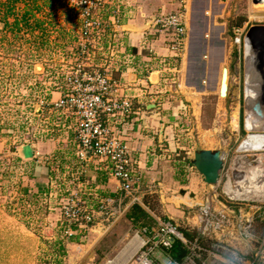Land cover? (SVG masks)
Returning <instances> with one entry per match:
<instances>
[{
    "label": "rangeland",
    "instance_id": "obj_1",
    "mask_svg": "<svg viewBox=\"0 0 264 264\" xmlns=\"http://www.w3.org/2000/svg\"><path fill=\"white\" fill-rule=\"evenodd\" d=\"M121 1L127 14L122 12L119 19L126 24V18L134 19L136 9L130 0ZM204 1L188 0L187 3V49L183 59L187 58L190 66L193 64L191 70L195 69L194 59L198 60L199 53L194 50L188 52L191 49L190 41L188 43L189 25L191 17L203 10ZM221 1V6L212 2L207 18L215 20L219 25L218 30L221 28L223 31L225 48L222 49L223 55L222 51L220 53L215 48L202 58L209 65L206 66V91L198 102L199 116L196 114L198 118H194L195 111L190 107L186 116L173 121H176L173 129H201L203 134L196 133V130L187 131L183 152L165 150V156L161 158L167 163L175 162L174 159L178 162L177 167L172 163L177 183L172 182L169 187L171 190L163 196L153 187L140 196L131 197L132 192L125 193L118 184L117 195L114 193L112 197H103L89 191L90 185L83 180L85 166L82 162L77 164V169L76 165L72 166L67 162L71 158L69 151L61 152L68 159L52 157L49 143L59 139L56 132L50 129L52 124L43 122L46 119L43 109L48 106L52 94L58 92L57 86L59 88L63 84L62 73L70 65L84 60V56L78 54L76 49L78 42L82 41L80 33L83 27L79 0H0V17L5 5L10 3L15 16L9 15L8 21L11 23L15 17L20 18L27 13L29 23L15 31L3 28L0 22V264H138L139 257L143 254L142 259L146 260V264H214L216 261L213 253L217 252L215 249L223 257H233L225 245L215 246L209 221L203 223L201 238L195 239L192 234V239H186L184 245L189 253L182 261L171 256L172 247L165 249L153 238L162 222L170 220L180 231L194 233L197 230L192 227L195 214L204 213L203 220H206L205 209L210 206L211 201L207 205L204 199L211 195L213 185L202 183V176L191 160L193 152L202 147L210 146L212 150L223 148L222 138L227 139L228 144L224 151V170L220 175V185L216 188L221 194L218 201L223 202L225 199V204L226 200L230 201L228 206H243L253 210V207L260 206L264 211V147H260L258 143L264 131L255 132L246 128L247 121L252 123L247 118H253V114L247 111L249 104L246 80L251 76L247 74L248 63L243 53V40L240 43L235 41V34L239 29L245 33L254 24H264V18H258L264 10H255L254 0ZM110 2L119 4L118 0ZM109 18L113 19V16ZM150 20L144 23V30L150 27ZM34 21H38L40 26L30 28ZM124 24L126 33L128 29L124 28ZM149 30L154 29L150 27ZM211 30L215 28L212 27ZM147 37L140 39L141 49L146 44L152 45ZM122 40L125 44L126 39ZM154 53L157 54L156 48ZM100 55L94 51L87 61L98 64L101 62ZM201 56L202 54L199 58ZM144 61L143 57L139 64L142 66ZM181 63L178 65L179 69ZM222 66H226L229 71V90L225 98L217 97ZM254 67L259 69H256L257 73L261 71L258 65L254 64ZM263 68L264 65L261 69ZM188 71L186 64V72ZM181 73L183 72L180 70V76ZM192 73L190 71L189 75ZM111 75L115 76V70ZM259 75L262 77L261 72ZM186 81L189 82L187 78ZM137 88L138 91H147L145 86ZM262 101L264 103V98ZM26 145L32 146L37 158L45 156L44 163L51 169L48 182L34 180L32 161L27 158L24 150ZM38 145H48L44 154ZM246 151H256L259 154L248 155L251 152ZM244 158L252 160L248 162ZM57 159L62 168L58 169ZM230 167L233 169L232 173ZM228 175L231 181L228 180L225 184ZM180 176L184 181H180ZM190 177L199 182L197 186L189 188L186 185L185 188L188 192L197 191L198 196L194 199L188 194L183 198L178 191L180 188L177 189L178 186H185ZM199 201L202 203L198 204ZM135 202L149 214L147 225H135L126 218V212ZM263 219L264 217L255 220L259 229ZM74 225L78 230L72 229ZM136 238L139 241L129 255L124 251L125 247L136 241ZM142 241L145 245L139 251ZM59 243L64 246L62 251ZM235 254L241 257L240 253ZM249 258L252 262L256 256L251 254ZM230 262L223 258L218 264H231Z\"/></svg>",
    "mask_w": 264,
    "mask_h": 264
},
{
    "label": "crops",
    "instance_id": "obj_2",
    "mask_svg": "<svg viewBox=\"0 0 264 264\" xmlns=\"http://www.w3.org/2000/svg\"><path fill=\"white\" fill-rule=\"evenodd\" d=\"M212 2L217 3V6L222 5L221 0H205L203 10L199 12L198 15L191 17L188 37V43L190 41L191 49H189L188 52L190 53L191 50H194L198 51L196 53H199L198 60L194 59V71L191 70V66H193V64L190 66V64L187 63V58L183 59L184 57H182L179 59L177 61V65L182 62V67L180 66V70L183 72L181 73L182 84L180 82L179 87L175 88V91L173 92L169 91L157 94V98L161 100V106H155V104L152 103L151 98L154 96L156 91L153 90L146 81H144L146 84L143 85L139 82L141 78L146 76V71L148 70L156 72L157 80L161 79L164 73L161 71L162 66L157 60L148 61V55L150 53L147 50L148 44L144 47L146 49L143 48L141 50L139 41L140 39L148 36L147 38L151 41L154 49L156 48V53L158 55H164L166 57L169 56L170 51L167 47V43L171 39V32L166 31L159 33L154 30L146 32L144 30V23L159 14L175 12L179 8V3L176 0H130L132 6L136 9L134 11L136 12V15L134 19H129V17L126 18L124 28L128 30L124 35L126 43H123V45L125 50L128 53L134 54L135 57L131 62L129 61L128 64H122L119 71L115 69V75L124 86L129 88V91H124L126 94H132L134 90L133 88L137 86H145L147 88V95L134 98L135 110L130 117L124 119L117 117L112 118L110 120V124L112 125V128L114 127V129H118V132L121 133L124 142H126L129 147L130 169L137 176V184L130 194L131 197H134L135 195L140 196L147 190H151L153 187H156L162 196L163 194H166L167 191H170L171 188L169 187L172 186L171 183H177L175 182L177 181L175 179L177 175L172 167V163L177 167L176 164L178 162L174 159L175 162L171 161V163H167L166 160L161 159L165 156V150H170L171 152L173 150L175 153H182L183 148L186 146L187 131L196 130V133L198 132V134H203L201 129H184L185 131L182 129H173V125H176V121L174 123L173 121L175 118L186 116L190 107H192L195 111L194 118H196L197 115L199 116L200 109L198 102L203 98V94H205L206 91L205 85L208 84V70L206 71L208 63H206L203 59L215 48L218 49V52L220 51V53L222 51L221 55H223L222 49L225 48L224 46L226 41L224 33L221 28L218 30L219 25L215 23V20H209L207 18L208 10L211 7ZM212 27L215 28V30H211ZM191 28H193L192 31ZM194 29H196V33H194ZM201 54L202 56L199 58ZM143 57L145 58V67L139 64ZM186 64L187 69H189L188 72H186ZM151 71L148 72L150 77L153 74ZM190 71L191 73H194L189 75ZM186 78L189 82L186 81ZM219 81L220 80L218 78V85ZM192 89H195V91H192ZM60 95V92H57L56 94L53 93L50 97V102L47 104L48 106H46L45 110L43 109V115L46 118L43 122L52 124L50 129L56 132L57 138L59 139V141L53 140L49 143V146L51 145L50 150L53 152L52 157H57L60 160L64 158L68 159L61 152L69 151L71 158L68 159L67 162L70 165H76L77 169V164L82 162V165L85 166L83 171V180L86 184L90 185L89 191H91V193L103 195V197H112L114 196V193L117 195L116 191L118 181L109 174L107 161L103 158L91 155L90 152L85 151L81 154L78 141L76 140V136L72 128L75 121L74 116L55 110L52 106V103L57 100ZM217 97H220L218 93ZM174 131L177 133H174ZM63 136L65 137L60 141V138ZM203 136L205 137V134ZM222 141L224 147L219 149L223 150L224 161V151L226 150L225 146L228 144V141L224 138H222ZM38 146L41 151H43V154L48 147V145H45V147L41 145ZM200 149L212 150V147L207 146ZM24 150L27 158L32 161L34 180H36V182H44L50 179L51 177L49 172L51 169H49L47 163H44L43 158L45 156L37 158L31 145H26ZM58 159L57 167L59 169L62 168V166ZM244 159H247L248 161L252 160L250 158ZM223 170L224 162L221 172ZM220 175L217 184L212 187L211 195L209 196L210 199L209 197L204 199L206 200L207 205L208 202L211 201L209 202L211 203L210 206L205 209L206 220H203L204 213H196L194 218L195 223L192 221V227L196 228L198 231H194L195 229H193L194 233L190 231L189 233L186 230V233L189 236L194 234L195 239H197V237L201 238V234L203 233H201L200 230H202L203 223L204 221H209L211 225L210 231L214 236L212 238L216 242L215 246L218 247L220 246L219 244H223L228 247V249L232 252L231 254H233V257L231 258H229L228 255H224L225 257H228L225 258L220 255L221 253L218 252V249H215L217 252H214L213 254L215 255L214 260L217 264L220 263L223 258L227 259L229 262L231 261V264H250L251 261L249 260V257L251 254H259V256L256 255V261L258 264H264V232L260 234L259 225L257 226V224H255V220H260V218L264 217V211H262L260 206L253 207V210L252 208L247 209V207L243 206H228L227 204L230 201L226 200L227 203L225 204V199H223V202H219L218 200L221 197V194L218 193V189L216 188L220 185ZM202 178L203 177H201L202 183L206 184ZM179 179L180 181H184V178L181 176ZM197 184L199 185V182L190 177L189 180L185 182V186H178L177 189H185L187 186L191 188L195 185L197 186ZM194 192L195 198H197V191L194 190ZM225 192L228 194L226 188ZM187 194H189L188 191L186 194L180 195L184 198ZM229 194L232 195L231 193ZM256 194L259 196L262 195L260 193ZM199 202L198 204L202 203ZM201 208H204L203 205H201ZM247 221H249L251 227V234L249 237L244 231V225H246ZM235 252L240 253L241 255H239L241 257H237ZM254 260L255 259L253 258L252 261Z\"/></svg>",
    "mask_w": 264,
    "mask_h": 264
},
{
    "label": "built area",
    "instance_id": "obj_3",
    "mask_svg": "<svg viewBox=\"0 0 264 264\" xmlns=\"http://www.w3.org/2000/svg\"><path fill=\"white\" fill-rule=\"evenodd\" d=\"M107 1L79 0L83 27L80 33L82 41L78 42L76 49L78 54L84 56V60L70 65L69 69L62 73L63 84L59 88L57 86L61 95L52 103V106L55 110L74 116L75 121L72 128L81 154L86 151L91 155L105 159L110 175L118 181L119 188L129 194L137 184V176L130 169L129 147L118 129L112 128L110 120L116 117L121 119L130 117L135 110L134 98L146 96L147 91L141 89L138 91V88L135 87L133 88L134 94H126L124 91H129V88L124 86L116 75H111L115 69L119 71L122 64L131 62L135 55L128 53L123 45L122 39L125 30L123 29L124 23L120 22L119 16L122 12L125 15L127 13L122 7V1L118 0L119 4ZM176 1L179 3L178 10L173 13L159 14L149 21L150 27L154 31L171 32V39L167 43L170 51L169 56L155 54L153 46L149 44L147 46V50L150 52L148 61L157 60L162 66L161 71L164 75L159 80H152L148 70L146 76L139 82L146 84L144 83L146 81L156 91L151 98L155 106H161V100L157 98V94L173 91L179 87L181 82L177 61L184 56L187 49L188 0ZM254 1L264 3V0ZM109 16H113V19H110ZM107 18L109 19L105 20ZM150 27L145 31H149ZM245 33L239 29L235 34V41L240 43L243 40V53L244 57H247L246 50H249L250 46L244 40ZM94 51L102 55H100L101 62L98 64L87 61L89 55ZM118 52H120L119 55H115ZM142 66L145 67L146 63H143ZM246 152H251L248 155L259 154L256 151ZM230 169V173H232L233 169ZM228 180L231 181L229 176H227L226 183ZM250 228V223L247 221L244 231L248 237L251 234ZM153 238H156L157 243H160L165 249H170L175 240L182 243L187 241L183 232L170 220L160 224ZM144 245L145 242L142 241L138 250L140 251ZM143 255L139 257L138 264H146V260L142 259ZM256 255L259 256V254ZM257 256L250 264H258Z\"/></svg>",
    "mask_w": 264,
    "mask_h": 264
},
{
    "label": "water",
    "instance_id": "obj_4",
    "mask_svg": "<svg viewBox=\"0 0 264 264\" xmlns=\"http://www.w3.org/2000/svg\"><path fill=\"white\" fill-rule=\"evenodd\" d=\"M145 27V26H144ZM245 42L250 46V58L245 57L246 63L249 65L251 61L252 65H258L260 67L261 79L260 86L264 90V24H254L250 26L244 36ZM249 59V60H248ZM255 69H258L254 67ZM259 70V69H258ZM257 70V71H258ZM259 72V73H260ZM229 74L228 68L223 66L221 69L220 84L218 89V95L225 98L228 95L229 85L227 83V75ZM223 150L222 149H198L193 152L191 160L192 165L197 172L203 177V181L208 185H216L220 172L223 168ZM187 190L181 188L179 193L181 195L186 194ZM189 197L195 198L194 192H189Z\"/></svg>",
    "mask_w": 264,
    "mask_h": 264
},
{
    "label": "bare ground",
    "instance_id": "obj_5",
    "mask_svg": "<svg viewBox=\"0 0 264 264\" xmlns=\"http://www.w3.org/2000/svg\"><path fill=\"white\" fill-rule=\"evenodd\" d=\"M253 7L257 11L264 10V3H256L254 1ZM258 18H264V13H261L260 17H258ZM246 53H247V56L248 55L250 56V54H251L250 49L246 50ZM249 56L247 58H250ZM249 65H247V74H249L251 77H248L246 80V90H247V97H248L247 102L249 104V105H247V111H249V113L253 114V118H250V117L247 118L252 123L250 124L249 121H247L246 122V128L249 130L255 131V132L264 131V103L262 101V99L264 98V96H263L264 90H262V88L260 86L261 83H260V79L258 77V75L260 73L256 72V69L252 65L251 61H249ZM260 78H261V76H260ZM152 79L153 80L156 79V74H154V73L152 74ZM227 80H228V75H227ZM234 116H236V115L234 114ZM234 125H236V122L234 123ZM258 143H259L260 147H264V135H262L260 137V140ZM263 151H264V149H263ZM262 161H264V159ZM248 162H250V161H248ZM263 172H264V167H263ZM138 241H139V239L136 238V241L131 242L130 245H127L125 247L124 251L128 252L130 255L132 253V251L134 250ZM128 253H126V256L128 255Z\"/></svg>",
    "mask_w": 264,
    "mask_h": 264
},
{
    "label": "trees",
    "instance_id": "obj_6",
    "mask_svg": "<svg viewBox=\"0 0 264 264\" xmlns=\"http://www.w3.org/2000/svg\"><path fill=\"white\" fill-rule=\"evenodd\" d=\"M9 15L15 16L13 13L12 4L7 3L5 5L3 12H2V16L0 17V22L2 23L3 28L8 27L10 30L19 31L23 25H25V26L29 25L27 13H25V15L21 16L20 18L15 17L11 23L8 21ZM31 17H33V16H31ZM38 26H40L38 21L37 22L34 21V23L31 25L30 28H37ZM126 218H128L131 223H133L135 225L140 224L142 226L147 225L148 220L150 219L149 214L145 211V209H143V207H141V205H139L136 202L133 203L129 207L128 211L126 212ZM72 229L78 230V227H76L74 225V227H72ZM182 232L187 239L193 238V236H189L185 231H182ZM263 232H264V221L262 222V225L260 226V230H259L260 234H262ZM59 244H61V243H59ZM63 247L64 246L62 244L59 245V249L61 251L63 250ZM188 253H189V250L184 245V243H182L179 240H175L173 242L172 248L170 249V254L174 259H176L178 261H182L188 255Z\"/></svg>",
    "mask_w": 264,
    "mask_h": 264
},
{
    "label": "flooded vegetation",
    "instance_id": "obj_7",
    "mask_svg": "<svg viewBox=\"0 0 264 264\" xmlns=\"http://www.w3.org/2000/svg\"><path fill=\"white\" fill-rule=\"evenodd\" d=\"M249 113V112H248Z\"/></svg>",
    "mask_w": 264,
    "mask_h": 264
}]
</instances>
